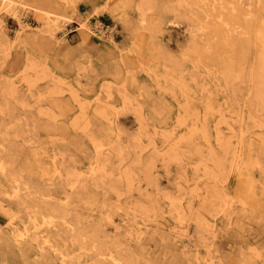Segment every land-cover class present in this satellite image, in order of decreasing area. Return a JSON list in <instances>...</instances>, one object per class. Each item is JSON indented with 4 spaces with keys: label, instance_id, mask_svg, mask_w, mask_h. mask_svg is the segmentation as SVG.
Listing matches in <instances>:
<instances>
[{
    "label": "rangeland",
    "instance_id": "rangeland-1",
    "mask_svg": "<svg viewBox=\"0 0 264 264\" xmlns=\"http://www.w3.org/2000/svg\"><path fill=\"white\" fill-rule=\"evenodd\" d=\"M0 264H264V0H0Z\"/></svg>",
    "mask_w": 264,
    "mask_h": 264
},
{
    "label": "bare ground",
    "instance_id": "bare-ground-1",
    "mask_svg": "<svg viewBox=\"0 0 264 264\" xmlns=\"http://www.w3.org/2000/svg\"><path fill=\"white\" fill-rule=\"evenodd\" d=\"M178 5V4H177ZM43 17H46V18H48V19H50L51 17H50V14L49 13H46V12H43ZM59 24V23H58ZM82 27H85V28H87V25L86 24H83V26ZM229 71V70H228ZM226 72V71H225ZM231 72H233L232 70H231ZM227 73V72H226ZM230 73V72H229ZM235 74V73H234ZM224 75V74H223ZM227 78V77H226ZM37 219V218H36ZM38 226V225H37ZM37 228V227H36ZM26 232V231H25ZM28 233H29V231H27ZM26 232V233H27ZM27 233V234H28ZM40 233V232H39ZM26 236V235H25ZM45 236V235H44ZM45 238V239H44ZM43 239H44V243H47V244H50L51 242H50V239L48 238V236H47V234H46V236L44 237Z\"/></svg>",
    "mask_w": 264,
    "mask_h": 264
}]
</instances>
